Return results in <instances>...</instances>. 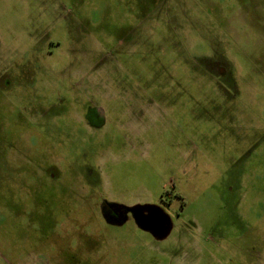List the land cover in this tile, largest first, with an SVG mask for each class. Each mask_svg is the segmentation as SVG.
<instances>
[{
	"label": "rangeland",
	"instance_id": "obj_1",
	"mask_svg": "<svg viewBox=\"0 0 264 264\" xmlns=\"http://www.w3.org/2000/svg\"><path fill=\"white\" fill-rule=\"evenodd\" d=\"M36 263L264 264V0H0V264Z\"/></svg>",
	"mask_w": 264,
	"mask_h": 264
},
{
	"label": "flooded vegetation",
	"instance_id": "obj_2",
	"mask_svg": "<svg viewBox=\"0 0 264 264\" xmlns=\"http://www.w3.org/2000/svg\"><path fill=\"white\" fill-rule=\"evenodd\" d=\"M225 75L226 74L223 72V74H220V78L224 77ZM42 84H43V88H42L41 94H39V95H42L43 98L47 99V102H48L49 91H50L49 83L44 80V81H42ZM49 112H50V107L47 106L46 110H43L42 115H40L43 118V121L45 122V124L47 126H49V117H50V115H49L50 113ZM62 117H61V119H62ZM83 120H84V122L86 124V128H89L91 130L95 129L97 125L99 126L103 122V118L101 117L100 111L96 110V109H95V111L93 113L89 112L85 116H83ZM52 121H53V118H52Z\"/></svg>",
	"mask_w": 264,
	"mask_h": 264
},
{
	"label": "water",
	"instance_id": "obj_3",
	"mask_svg": "<svg viewBox=\"0 0 264 264\" xmlns=\"http://www.w3.org/2000/svg\"><path fill=\"white\" fill-rule=\"evenodd\" d=\"M147 225L148 227H151V229L156 228L157 226L161 225V220L155 217V215H152Z\"/></svg>",
	"mask_w": 264,
	"mask_h": 264
},
{
	"label": "crops",
	"instance_id": "obj_4",
	"mask_svg": "<svg viewBox=\"0 0 264 264\" xmlns=\"http://www.w3.org/2000/svg\"><path fill=\"white\" fill-rule=\"evenodd\" d=\"M37 264V263H36ZM40 264H42V263H40ZM44 264H46V263H44Z\"/></svg>",
	"mask_w": 264,
	"mask_h": 264
}]
</instances>
